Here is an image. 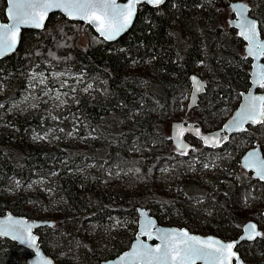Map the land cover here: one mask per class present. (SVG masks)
<instances>
[{"label":"trees","instance_id":"obj_1","mask_svg":"<svg viewBox=\"0 0 264 264\" xmlns=\"http://www.w3.org/2000/svg\"><path fill=\"white\" fill-rule=\"evenodd\" d=\"M206 1L142 4L131 29L112 43L86 24L51 14L43 30L22 31L16 52L0 60V215L52 222L36 233L54 261L100 264L118 256L134 238L138 209L149 208L159 224L223 239L237 238L241 221L254 220L261 236L237 250L247 264H264V184L237 174L248 148L258 144L264 156V122L217 149L190 139L187 154L172 149L168 134L171 122L188 118L204 131L218 129L249 87L243 42L234 29H223ZM209 1L227 7L235 0ZM243 1L264 35V0ZM4 7L0 0L3 21ZM82 26L90 32L84 47ZM45 63L90 88L78 89L72 111L59 116L61 128L46 138L41 113L11 109L26 90L28 71ZM193 73L206 78V89L195 110L182 114ZM88 131L92 137L82 139ZM34 132L43 138L34 140ZM195 157L207 168L190 179L178 168L179 191L167 192L164 171ZM115 222L127 229L113 233ZM20 248L0 239V264H21Z\"/></svg>","mask_w":264,"mask_h":264},{"label":"water","instance_id":"obj_2","mask_svg":"<svg viewBox=\"0 0 264 264\" xmlns=\"http://www.w3.org/2000/svg\"><path fill=\"white\" fill-rule=\"evenodd\" d=\"M166 1L167 0H163L161 4L153 5L152 3L147 2V0H140V2L135 4L134 14L132 16V20L129 26L118 36H116L115 39L112 40L104 39L101 33L97 31L96 24L88 23L81 19L69 18L62 9L53 8L48 11L47 15L42 20L41 27L37 28L31 25H20L19 31L15 33L14 48L11 51L5 53L4 55H0V60L9 58L16 52L21 41L22 31L43 30L51 14H58L69 21L86 24L91 28V30L95 34H97L100 39L108 43H112L120 39L131 29L136 19L137 10L140 5L145 4L151 8H157L163 5ZM116 2L118 5L123 7L128 3V0H116ZM228 5L233 14V18L228 20L229 27L237 31L239 38L244 42L245 56L247 59L250 60L249 87L246 89V91L241 93L237 107L231 112V114L216 130L204 131L200 126L196 125L194 122L186 121L185 119L171 122L169 127V136L171 143L177 152L187 154L192 150V145L189 143L188 138H192L203 145L211 147L212 149H217L219 147V142L216 144V146H211V144L205 143L203 137L211 138L218 134L219 141L220 138L223 137L224 142H226L230 136L238 135L245 132L248 126L258 127L263 123L245 122L239 130H234V125L232 122L235 118H237L240 114L243 113L245 105L249 103V97L264 96V89L260 91L261 87L258 83H256V81L260 78V75L264 74V55L259 56V58H254L253 56H250L248 54L249 41L246 40L245 37L241 34L244 29L240 27V9L236 8V5L246 6L244 15L249 21L255 22L257 36L261 42H264V37H261L258 21L250 16L248 5H246L242 1H232ZM11 7L12 5L10 4L9 0H5V20L3 21L0 17V25H8L12 23V21L9 19L8 14L9 8ZM193 78H195V80ZM189 82L191 89L187 103L188 111L196 107L200 95L204 93L206 88L205 80H202L196 74L190 75ZM197 86L200 87L199 91H196ZM261 109L264 110V105H261ZM226 125L228 126L227 129H225ZM197 132L199 133V135L197 134ZM225 137H227L226 140L224 139ZM252 152L256 153L254 157H250L249 155ZM240 166L243 170L251 174L253 179L260 180L264 183V179H261L257 175L258 170L264 168V156L258 146L249 149L241 156ZM262 217L264 219V210L262 211ZM250 225H255V232L260 233V235H254L251 239L247 238V233L245 229ZM46 226H52V222L45 220H28L24 216H18L12 214L11 212H6L4 215H0V239L8 240L12 243H15L17 246L29 251L31 253V256L28 258L27 264H61L55 262L42 250L40 246L39 236L36 233V230ZM148 233H151V236H149ZM164 233H187L188 237H192L203 242L212 241L213 247L204 249V251L209 253V255H206L204 259H197L195 261V264H247V262H245L238 253L237 248L239 244L243 242L252 243L261 236V230L259 228V225L253 220H249L242 225L241 232L237 236V238L223 239L214 235H202L193 233L185 227L159 224L156 218L150 213V210L146 208H139L135 235L129 247L126 248V250H124L118 256L109 260L102 261L100 264H149L147 258H140L138 254L143 253L145 251L144 246H146L147 249H155L157 246L163 248V240L161 239V236ZM242 237L244 238L242 239ZM179 239H186V237L180 236ZM217 241L221 244L233 245L230 250H226L223 253V258H221L219 254H216L213 251V249L216 247L215 242ZM190 243H194V241H190ZM194 246L202 248L203 244ZM121 257H125V259L122 261ZM152 264H156V262L153 261ZM189 264H191V262H189Z\"/></svg>","mask_w":264,"mask_h":264},{"label":"snow or ice","instance_id":"obj_3","mask_svg":"<svg viewBox=\"0 0 264 264\" xmlns=\"http://www.w3.org/2000/svg\"><path fill=\"white\" fill-rule=\"evenodd\" d=\"M12 5L9 8V19L12 21L8 25H0V55L11 51L15 45V33L19 31L20 25H31L41 27L42 20L47 15L48 11L53 8L62 9L69 18L81 19L88 23L97 25V31L106 40L115 39L122 31H124L131 23L134 14L135 4L140 0H128V3L121 7L116 0H9ZM153 5H159L163 0H147ZM240 9V27L244 29L242 35L249 41L248 54L254 58L264 55V42H261L257 36L256 24L249 21L244 15L246 6L236 5ZM195 80V78H193ZM260 87L264 88V74L256 81ZM200 87H196L199 91ZM264 105V96H250L249 103L245 105L244 111L232 122L234 130H239L245 122L260 123L264 122V110L261 109ZM227 125L225 129H227ZM199 135V133L197 132ZM206 144L216 146L219 142V135L207 138L203 137ZM225 140L227 137L224 138ZM250 157L256 155L255 152L249 154ZM257 175L264 179V168L258 170ZM247 238L251 239L254 235H260L255 232V225H250L245 229ZM6 234V233H5ZM151 236V233H148ZM186 239H179V237ZM244 237H242L243 239ZM163 240V248L157 246L155 249H147L139 253L140 258H147L149 264L153 261L156 264H195L197 259H204L209 253L205 252V248H212L213 242H203L198 239L188 237L187 233H164L161 236ZM194 241V243H190ZM34 243V240H33ZM202 248L194 245H201ZM216 247L214 253L219 254L223 258V253L230 250L232 244H221L215 242ZM125 257H121L123 261Z\"/></svg>","mask_w":264,"mask_h":264},{"label":"rangeland","instance_id":"obj_4","mask_svg":"<svg viewBox=\"0 0 264 264\" xmlns=\"http://www.w3.org/2000/svg\"><path fill=\"white\" fill-rule=\"evenodd\" d=\"M204 5L206 8H213L211 10H214L216 8L215 13L219 16V19H220V22H221L223 29L228 30L230 28L228 23H227V20L230 19L231 17H230V15L226 9L227 8L226 6L222 7V5L220 3L216 2V1H209V0L206 1L204 3ZM198 9H200V7ZM82 25H85V24H82ZM85 26H87V25H85ZM89 33H90L89 30L86 27L82 26V34L80 35V38L78 41V44L81 45L82 47L87 45V43L89 41ZM242 49H243V47H242ZM55 66L56 65H54L52 63H45L43 68H38V67L37 68H31L28 71V75H27L26 90L23 91L21 96L17 100H15L11 106V109L17 108V109L25 110L26 108H29L31 111H34L36 113H41L42 119L48 120L46 122V125H48V128L46 129V135L44 138L53 134L54 129L61 128L60 124L62 122L60 121L59 116H63V119H66L67 114H69L72 111V110H70L71 109V106H70L71 102L70 101L73 98H75L76 92L78 91V89L81 88L80 91H82L83 93L90 89V88H88L89 85L85 84L83 79L81 80L78 76L60 73L53 68ZM193 74L200 76L204 80L206 79V78H204L203 75H200L197 73H193ZM1 92H2V88H1V83H0V94H1ZM187 100L188 99H186V102H185L186 104H187ZM2 108H3V104H0V109L2 110ZM185 109L186 108L180 109L179 113L180 112L182 114L186 113ZM194 110H195V108H194ZM189 112L192 113L191 110ZM185 120L191 121L190 118L185 119ZM72 121L73 120L71 119V122ZM177 121H179V120H177ZM82 127H83L84 131L87 130V128H84V126H82ZM169 127H170V125H169ZM169 127H168V134H169ZM89 137L91 138L92 135H91V132L88 131V133L85 136H82V139H84V138L87 139ZM41 138H43V137L38 132L33 133V139L34 140L38 141ZM190 139L191 138H189V141H191V144L194 145L193 141ZM170 143H171V140H170ZM171 147H172V149H174L172 143H171ZM240 160H241V158H240ZM183 162H186V163L184 165H177V167H175L176 163H173L175 165H173L172 167H175V168H167L164 171V175L166 177H169L168 178V184H167V190H166L167 192L174 190V193H175L176 191H179L178 184L180 182L177 184V180H179V181H181V180H180V178H177L178 174H177L176 170L178 168H184V171H183L184 172L183 173L184 179H190V177L194 173V171L196 173V171H198L199 169L202 170V169L207 168L206 166H204V163H202L198 159V157L191 158V159L185 160ZM193 163H196V165H194ZM196 166H198V168ZM195 167H196V169H195ZM224 169H221V170H224ZM218 170H220V168ZM237 174H238V176H243L244 178H246L248 180L251 179V175L248 172H246L245 170H243L242 167L240 166V164H239L238 169H237ZM162 191H165V186H164V188L162 186ZM162 213H164L163 210L160 212V214H162ZM245 222H246V220H242L240 223V226H242ZM119 224H120L119 222L114 223L113 233L120 234L124 230L127 229L126 226L119 227ZM164 225L169 226L170 224L164 223ZM135 226H136V224H135ZM41 228H44V227H41ZM108 237H110V236L107 235L106 238H108ZM107 242L110 243L111 241H107ZM20 250H22L24 252H22ZM26 251L23 248L16 250L15 256H17V258H18L17 260L19 262H21V264H26L25 261L28 260V258L31 256V253L28 251L26 252Z\"/></svg>","mask_w":264,"mask_h":264},{"label":"flooded vegetation","instance_id":"obj_5","mask_svg":"<svg viewBox=\"0 0 264 264\" xmlns=\"http://www.w3.org/2000/svg\"><path fill=\"white\" fill-rule=\"evenodd\" d=\"M235 1H242L243 3H245L246 5H248L246 2H244L243 0H235ZM229 4V3H228ZM227 4V11H228V13H229V15H230V19H232L233 18V14H232V12H231V9L228 7L229 5ZM249 6V5H248ZM249 14H250V16L251 17H253V18H255L257 21H258V17L252 12V8L249 6ZM229 20V19H228ZM228 20H227V23H228ZM258 24H259V21H258ZM229 25V24H228ZM259 29H260V27H259ZM237 32V31H236ZM261 33V32H260ZM237 35H238V33H237ZM239 37V36H238ZM261 37H264V35H262L261 34ZM241 40V39H240ZM242 41V40H241ZM243 42V41H242ZM242 47H243V49H244V42H243V45H242ZM243 52H244V50H243ZM244 55H245V53H244ZM198 76V75H197ZM200 77V76H199ZM190 78V77H189ZM201 78V77H200ZM202 80H204L203 78H201ZM205 82H206V80H205ZM191 89V88H190ZM206 89V88H205ZM264 88H262L261 87V89H260V91H262ZM202 95H200V97H201ZM200 97H199V99H200ZM189 98V97H188ZM187 103H188V100H187ZM198 103H199V100H198ZM198 103H197V105H196V107L198 106ZM195 107V108H196ZM186 110H187V106H186ZM188 111V110H187ZM248 127H254V126H248ZM248 129V128H247ZM239 135V134H238ZM233 136H236V135H233ZM232 136H230L229 138H231ZM228 138V139H229ZM192 139V138H191ZM194 140V139H193ZM222 142H224V140H223V137H221L220 138V141H219V145L222 143ZM192 145V144H191ZM204 146H206V145H204ZM256 146H258L259 148H260V146L258 145V144H254L253 146H251L250 148H248V150L249 149H251V148H254V147H256ZM207 147H209V146H207ZM209 148H211V147H209ZM212 149V148H211ZM247 150V151H248ZM261 150V149H260ZM246 152V151H245ZM251 175V174H250ZM251 178H252V176H251ZM253 179V178H252ZM257 180V179H256ZM260 181V180H259ZM260 182H262V181H260ZM263 183V182H262ZM264 184V183H263ZM264 210V207H263V209H262V211ZM261 216H262V212H261ZM263 218V217H262ZM254 221V220H253ZM247 222V221H246ZM245 222V223H246ZM242 227V226H241ZM259 228H261L260 226H259ZM241 232V231H240ZM109 260V259H108ZM56 262V261H55ZM27 263V262H26ZM58 263V262H57Z\"/></svg>","mask_w":264,"mask_h":264},{"label":"bare ground","instance_id":"obj_6","mask_svg":"<svg viewBox=\"0 0 264 264\" xmlns=\"http://www.w3.org/2000/svg\"><path fill=\"white\" fill-rule=\"evenodd\" d=\"M28 219V218H27ZM28 220H31V219H28ZM35 220V219H34Z\"/></svg>","mask_w":264,"mask_h":264}]
</instances>
